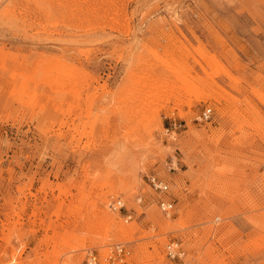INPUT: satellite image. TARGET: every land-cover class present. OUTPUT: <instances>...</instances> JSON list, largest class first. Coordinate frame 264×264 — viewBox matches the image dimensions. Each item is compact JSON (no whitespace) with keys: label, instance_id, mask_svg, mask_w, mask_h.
Returning <instances> with one entry per match:
<instances>
[{"label":"rangeland","instance_id":"obj_1","mask_svg":"<svg viewBox=\"0 0 264 264\" xmlns=\"http://www.w3.org/2000/svg\"><path fill=\"white\" fill-rule=\"evenodd\" d=\"M117 243L264 264V0H0V264Z\"/></svg>","mask_w":264,"mask_h":264},{"label":"built area","instance_id":"obj_2","mask_svg":"<svg viewBox=\"0 0 264 264\" xmlns=\"http://www.w3.org/2000/svg\"><path fill=\"white\" fill-rule=\"evenodd\" d=\"M211 115V108H206V110L199 114L196 118L198 120H207L210 118ZM172 129H175L176 127H181V123H177L175 120L172 123ZM169 130V127L166 128V131ZM170 167V166H169ZM146 179L150 187L155 190L156 192L162 194L158 197L157 204L160 210L166 214L169 215L174 210V201L171 199L168 195H166L169 191V184L167 181L162 178L161 176L157 175L156 173H149L146 175ZM141 201V198H139ZM110 208L113 210H120L122 208H125V202L121 198H116L110 201L109 204ZM126 219H129L131 216L127 215ZM165 253L171 257H181L184 256V251L180 249L177 242H168L165 244L164 247ZM129 254V250L126 249V247L120 243L112 245L107 255L104 257V261L107 262H114L122 263L126 256ZM85 264H100V258L99 255L95 252L91 251L87 254L85 259Z\"/></svg>","mask_w":264,"mask_h":264},{"label":"bare ground","instance_id":"obj_3","mask_svg":"<svg viewBox=\"0 0 264 264\" xmlns=\"http://www.w3.org/2000/svg\"><path fill=\"white\" fill-rule=\"evenodd\" d=\"M149 185V184H148ZM109 224V223H108ZM121 230H124L123 228H121ZM127 233V232H126Z\"/></svg>","mask_w":264,"mask_h":264}]
</instances>
